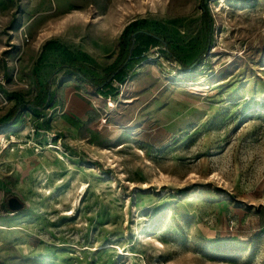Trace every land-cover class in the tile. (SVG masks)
<instances>
[{"label": "rangeland", "instance_id": "1", "mask_svg": "<svg viewBox=\"0 0 264 264\" xmlns=\"http://www.w3.org/2000/svg\"><path fill=\"white\" fill-rule=\"evenodd\" d=\"M0 264H264V0H0Z\"/></svg>", "mask_w": 264, "mask_h": 264}, {"label": "trees", "instance_id": "2", "mask_svg": "<svg viewBox=\"0 0 264 264\" xmlns=\"http://www.w3.org/2000/svg\"><path fill=\"white\" fill-rule=\"evenodd\" d=\"M205 14H206V17L208 18L209 24H210L212 18L210 17V13H209L208 9H205ZM138 36H142L147 41H155V42L162 44L161 48L163 49V51L166 54L174 55V53L170 47L169 42L165 41L163 38H161L160 36H158L155 33H152L151 31H148L145 29H137L134 31L133 35H131L129 37L126 34H124L123 38L120 41L119 59H118L116 66L113 69V72H112V74H116L115 77H122L123 71H124L126 64L128 62H133L140 56H143V58L148 57L147 51H145V49H141L142 47H140V44L138 43ZM210 42H211V38H210ZM207 50H208V47L205 49V52ZM182 66L184 69H189V68H191L192 65H189L187 67L183 63ZM74 72L82 80L86 81L87 83H89L91 85L93 84L91 82V80L88 79L81 71L75 70ZM95 86L98 89V93L101 95H108L110 92L108 90H112V84L110 82H107V81H104V82L97 84ZM26 105H29L28 102L18 101L16 103V105L14 106L13 112H12V119L15 118L16 121L14 122V125H12V127L19 124L23 120L24 113L22 112V109ZM26 108L29 109V107H26ZM41 109H42L41 107H39L38 105H35L34 107L31 108V112H33L35 114V116H37L38 119L42 118V120H43L42 123L44 124L46 122L45 121V114H43Z\"/></svg>", "mask_w": 264, "mask_h": 264}, {"label": "crops", "instance_id": "3", "mask_svg": "<svg viewBox=\"0 0 264 264\" xmlns=\"http://www.w3.org/2000/svg\"><path fill=\"white\" fill-rule=\"evenodd\" d=\"M72 74V75H71ZM59 75L56 77V79L58 78L59 79ZM68 79V81H67ZM65 81H67V84L70 86L72 84H77L78 80L81 79V78H78L77 76H75L74 73H69L68 74V78H67ZM70 82V83H69ZM75 82V83H74ZM76 99H75V96L73 94L70 95V97H66V98H63V100H61L60 103L58 104H55L56 106L57 105H64L66 109V112H65V108L63 109L62 113L66 116H60L59 118H55L56 119V123H57V128L56 126L53 125V120H49L45 117V123L46 124H50L53 126V129H57L65 134H74L75 130L79 129V125L81 122H83V118L80 117V114L78 113V108L77 107V104H76ZM60 110V109H59ZM46 116V115H45ZM42 119V118H41ZM76 134V133H75Z\"/></svg>", "mask_w": 264, "mask_h": 264}, {"label": "water", "instance_id": "4", "mask_svg": "<svg viewBox=\"0 0 264 264\" xmlns=\"http://www.w3.org/2000/svg\"><path fill=\"white\" fill-rule=\"evenodd\" d=\"M10 204L13 209H19L23 207V203L20 202L17 198L11 199Z\"/></svg>", "mask_w": 264, "mask_h": 264}]
</instances>
